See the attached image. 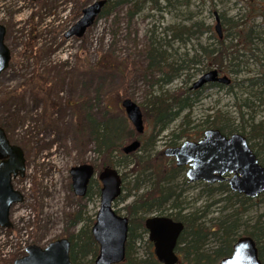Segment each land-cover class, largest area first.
<instances>
[{"label": "rangeland", "instance_id": "1", "mask_svg": "<svg viewBox=\"0 0 264 264\" xmlns=\"http://www.w3.org/2000/svg\"><path fill=\"white\" fill-rule=\"evenodd\" d=\"M94 1L0 0V24L7 29L5 43L11 52L9 68L0 76V125L11 142L23 149L26 158L25 178L14 182V188L25 200L11 210L13 228L0 227V264H14L30 245L46 247L78 231L81 225L69 227L68 215L80 206H86L90 215L98 212L100 198H79L72 188L70 170L73 167L96 166L101 162L95 153L91 126L84 119L85 111L81 107L87 109L97 123L126 117L121 107L125 98L143 107L149 99L152 79L146 73H155L146 68V50L151 41L155 38L170 41L171 33L166 36L164 30L178 24L189 25L191 13L195 21L204 20L211 25L213 32L217 25L211 7L198 1L189 9L165 8L162 1L157 9L154 3L147 2L133 19L129 18V12L133 11L130 6H122L110 16L97 20L83 38L67 39L69 28ZM241 7L237 0H223L218 5L229 17ZM221 30L224 33L223 26ZM206 43L207 36L192 40L187 45L190 56L197 52L199 44ZM181 48L180 55H183L185 49L179 42L168 47L169 53ZM247 76L238 79L241 81ZM182 82V79L175 81L165 90L174 92ZM247 96L242 94V100ZM196 103L192 109V127L217 110L231 119V123L237 125L240 120L237 97L229 93L228 88L208 89ZM243 111L251 115V110L243 108ZM258 112L256 122H264V106ZM180 122L172 128L180 126ZM149 134L145 121L144 137ZM165 142L166 138L162 137L156 151L168 148ZM197 187L200 186L196 183L191 185L194 188L189 191L191 200L198 197ZM132 200L131 197L128 202L120 203L116 209ZM206 200L207 197H203L200 203ZM260 201L247 217L254 219L264 213V203ZM215 210L217 208H213V214ZM214 245L212 241L209 248ZM136 249L143 256L146 253L144 241L137 243Z\"/></svg>", "mask_w": 264, "mask_h": 264}, {"label": "trees", "instance_id": "2", "mask_svg": "<svg viewBox=\"0 0 264 264\" xmlns=\"http://www.w3.org/2000/svg\"><path fill=\"white\" fill-rule=\"evenodd\" d=\"M107 1L99 19L110 16L122 6H130L133 11L129 12V18L133 19L147 2L154 3L157 9L160 1L165 8L189 9L198 1L211 7V12L217 17L216 22L225 30L223 37H220L216 29L213 32L212 26L204 20L195 21L191 13L189 25L178 24L171 30H164L166 36L171 33L170 41L161 42L157 38L151 41L146 50V68L155 73H146L149 75L147 77L152 78L151 87L149 99L141 107L150 128L148 136L137 133L125 116L97 123L91 113L81 107L85 111L84 119L91 126L95 153L101 159L96 171L99 173L105 168H113L121 174L122 195L116 201L115 209L120 203L133 198L123 208L116 209L119 215L124 211L123 216L129 219L126 258L120 264H162L154 254L146 229V220L153 215L166 216L184 225L177 246L178 264H219L232 254L234 244L242 237L255 241L259 258L264 263V213L254 219L247 217L259 200L264 203V193L258 199H251L232 192L226 182H201L196 183L200 186L196 188L198 197L191 200L189 191L194 188H191L193 184L186 177L187 168L178 167L173 158L164 155V151H156L162 137L166 138L165 145L173 148L183 141H198L205 131L217 129L225 135H244L264 165V145L261 142L264 139V122H256L255 118V114L264 106V0H237L242 7L233 17L218 9L223 0H144L142 4L141 0ZM205 36L206 45L199 44L198 53L190 56L187 45ZM173 42L183 45V55H180L182 48L169 53L168 47ZM254 68L257 69L255 72ZM213 70L233 77L232 82L227 86L212 84L199 90H193L192 85H188L197 75ZM257 72L262 73V79L255 75L247 76ZM240 76L247 77L240 81ZM180 79L183 82L179 89L174 92L165 90V87ZM212 88H228V92L237 97L240 117L237 125L217 110L192 127L193 107L204 92ZM242 94L248 96L242 100ZM243 108L251 110V115H246ZM179 120L180 126L172 128ZM193 128L196 130L192 131ZM134 140L141 142L140 148L134 153L125 154L123 147ZM100 190L99 181L93 179L85 198H100ZM203 197H207V200L200 203ZM213 208H217L215 214L212 213ZM96 215H90L86 206H80L68 215L69 227L81 225L78 231L68 235L73 264H93L99 254V245L92 234ZM143 241L146 253L140 256L136 246ZM212 241L215 245L209 248Z\"/></svg>", "mask_w": 264, "mask_h": 264}, {"label": "water", "instance_id": "3", "mask_svg": "<svg viewBox=\"0 0 264 264\" xmlns=\"http://www.w3.org/2000/svg\"><path fill=\"white\" fill-rule=\"evenodd\" d=\"M107 0H95L83 9L82 16L66 33V38H82L92 27ZM216 30L222 37L220 24ZM7 30L0 24V76L11 61V52L5 44ZM218 71H210L194 84L200 88L210 82L230 84L227 76L218 77ZM128 120L136 131H145L140 106L131 99L122 102ZM141 146L134 141L123 148L125 154L136 152ZM164 154L176 160L178 167H188L186 176L190 183L227 181L233 192L257 198L264 193V166L259 163L247 139L241 134L226 137L219 130L210 129L198 142H186L179 147L168 148ZM75 196L85 197L91 180L97 176L95 167L83 164L70 170ZM26 175V158L23 149L10 142L4 128L0 126V227L12 229L11 209L22 203L24 196L15 190L13 181ZM101 182L100 207L92 234L99 245V254L93 264H120L126 258L129 233V219L117 214L116 200L122 194V179L116 169L105 168L99 175ZM149 241L154 245V254L162 264H178L177 246L184 230L181 222L166 216H152L146 220ZM71 243L68 238L58 239L46 247L31 245L26 255L14 264H73L70 257ZM219 264H264L259 258L255 241L250 237L240 238L234 245L233 253Z\"/></svg>", "mask_w": 264, "mask_h": 264}, {"label": "flooded vegetation", "instance_id": "4", "mask_svg": "<svg viewBox=\"0 0 264 264\" xmlns=\"http://www.w3.org/2000/svg\"><path fill=\"white\" fill-rule=\"evenodd\" d=\"M205 74H207V73H203V74H201V76H203V75H205ZM254 75L256 76V78H258V79H262V77H261V75H262V73H260V72H257V73H254ZM201 76L192 84V87H191V89H193V90H199V89H202L203 87H206V88H208V87H210L212 84H220V85H229V84H223V83H219L218 81H214V82H210V83H208V84H206V85H204V86H202V87H200V88H194V84L201 78ZM223 76H228L227 74H223V73H219V76L218 77H223ZM264 80V79H263ZM264 82V81H263ZM259 113V112H258ZM227 137H229V136H232V135H226ZM262 144L264 145V140H262ZM259 159V158H258ZM259 161H260V159H259Z\"/></svg>", "mask_w": 264, "mask_h": 264}, {"label": "bare ground", "instance_id": "5", "mask_svg": "<svg viewBox=\"0 0 264 264\" xmlns=\"http://www.w3.org/2000/svg\"><path fill=\"white\" fill-rule=\"evenodd\" d=\"M213 71H214V70H213ZM216 71H217V70H216ZM218 73H220V72H218ZM186 142H191V141H183L182 144H184V143H186ZM182 144H181V145H182Z\"/></svg>", "mask_w": 264, "mask_h": 264}]
</instances>
